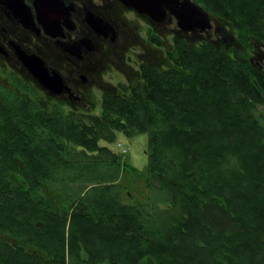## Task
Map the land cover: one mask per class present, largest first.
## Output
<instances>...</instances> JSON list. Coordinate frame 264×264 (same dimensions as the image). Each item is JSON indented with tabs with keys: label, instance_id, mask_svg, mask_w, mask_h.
Listing matches in <instances>:
<instances>
[{
	"label": "trees",
	"instance_id": "trees-1",
	"mask_svg": "<svg viewBox=\"0 0 264 264\" xmlns=\"http://www.w3.org/2000/svg\"><path fill=\"white\" fill-rule=\"evenodd\" d=\"M193 2L236 46L152 36L161 67L143 63L98 114L2 104L0 264H264V76L249 60L264 0ZM119 133L148 137L147 204L123 202L121 157L101 145Z\"/></svg>",
	"mask_w": 264,
	"mask_h": 264
},
{
	"label": "flooded vegetation",
	"instance_id": "flooded-vegetation-1",
	"mask_svg": "<svg viewBox=\"0 0 264 264\" xmlns=\"http://www.w3.org/2000/svg\"><path fill=\"white\" fill-rule=\"evenodd\" d=\"M184 1L178 0L179 5ZM174 6L165 7L163 19H152L119 0H0V107L16 108L20 94L35 108L57 105L65 112L98 114L103 95L122 90L105 81L111 70L127 75L132 64L161 67L162 52L150 41L152 36L156 41L163 38L165 45L179 37L195 46H236L230 23L197 6L206 22L198 17L191 27L181 29ZM253 45L250 63L264 76V43ZM31 59L46 70V85L27 66ZM139 70L127 75L129 82L138 80ZM258 110L264 118V103ZM0 116L7 119L6 111L0 110ZM6 137L0 133V139Z\"/></svg>",
	"mask_w": 264,
	"mask_h": 264
},
{
	"label": "rangeland",
	"instance_id": "rangeland-1",
	"mask_svg": "<svg viewBox=\"0 0 264 264\" xmlns=\"http://www.w3.org/2000/svg\"><path fill=\"white\" fill-rule=\"evenodd\" d=\"M146 52L151 54L148 50ZM131 66L132 69L127 70V75L129 76H132L134 72H138L139 69L138 64H132ZM127 75L117 70H111V72L105 75L104 79L112 85L121 86L127 84V82L129 83ZM119 144L121 147H118ZM101 145L108 146L121 157L123 168L118 184L122 187L123 202L126 204H147L151 195L147 186L149 178L148 157L146 155L148 148L147 135L143 134L127 138L125 135L119 133L115 143L108 144L101 142ZM122 150H126L127 153L123 154Z\"/></svg>",
	"mask_w": 264,
	"mask_h": 264
},
{
	"label": "water",
	"instance_id": "water-1",
	"mask_svg": "<svg viewBox=\"0 0 264 264\" xmlns=\"http://www.w3.org/2000/svg\"><path fill=\"white\" fill-rule=\"evenodd\" d=\"M130 9H133L140 15L149 16L150 18L163 19L166 15L165 7H170L175 4L172 13L178 19L179 27L189 28L195 24L196 18H202L203 23L206 22L205 16L200 11L199 7L192 4L189 0L184 1L179 5L178 0H119ZM27 66L31 69V72L36 77L41 85L48 83L47 72L43 68L42 64L31 59L28 61Z\"/></svg>",
	"mask_w": 264,
	"mask_h": 264
},
{
	"label": "built area",
	"instance_id": "built-area-1",
	"mask_svg": "<svg viewBox=\"0 0 264 264\" xmlns=\"http://www.w3.org/2000/svg\"><path fill=\"white\" fill-rule=\"evenodd\" d=\"M118 147H121V145L119 144ZM122 152H123L124 154L127 153L126 150H122Z\"/></svg>",
	"mask_w": 264,
	"mask_h": 264
}]
</instances>
